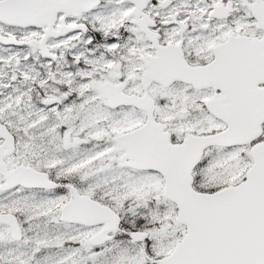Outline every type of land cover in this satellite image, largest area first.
Listing matches in <instances>:
<instances>
[{
	"label": "flooded vegetation",
	"instance_id": "af4514ba",
	"mask_svg": "<svg viewBox=\"0 0 264 264\" xmlns=\"http://www.w3.org/2000/svg\"><path fill=\"white\" fill-rule=\"evenodd\" d=\"M257 16L264 18V0H0V264H51L40 253L13 251L30 241L29 224L38 220L90 232L89 251L79 255L84 259L110 257L105 251L120 231H140L125 228L124 217L110 240L95 246L92 238L110 221L89 218L93 212L81 220L64 207L88 198L83 207L116 210L85 186L108 167L89 170L94 162H110L108 169L120 175L158 176L162 153L179 152L187 162L189 136L227 129L209 102L225 95L223 81L240 80L243 68L253 83L263 79ZM16 92L22 103L3 104ZM169 104L188 127L174 129L164 119ZM128 122L131 127L112 131ZM262 141L264 124L259 138L239 147L247 154L245 172L251 147ZM236 149L209 147L196 167L181 165L174 175H199L215 150ZM24 198L43 204L33 207L32 219ZM155 257L150 264L162 255Z\"/></svg>",
	"mask_w": 264,
	"mask_h": 264
},
{
	"label": "water",
	"instance_id": "95a60500",
	"mask_svg": "<svg viewBox=\"0 0 264 264\" xmlns=\"http://www.w3.org/2000/svg\"><path fill=\"white\" fill-rule=\"evenodd\" d=\"M257 19L264 29V18L257 16ZM259 43L264 47V39ZM260 64L264 77V56ZM243 69L240 80L234 83L223 81L225 95L217 96L209 102L212 108L215 105L214 111L210 109L211 112L229 127L215 136L193 138L191 150L195 157L194 165L208 146L247 144L261 134L260 126L264 123V88L256 86L260 79L254 83V76L252 78L248 75L246 79ZM261 82L264 83V79ZM196 150L197 153H194ZM251 154L254 163L246 180L213 195L194 192L191 188V175H163L166 197L176 201V192H184V196H178L182 201L177 203V221L187 227L188 233L174 253L160 259L157 264H264V143L255 146ZM175 158L173 164L180 160L179 156ZM171 162L167 161L166 164ZM130 166L146 169L149 165L146 163L143 164L145 167H141L131 163ZM84 199L80 203L73 204L72 201L64 207V211L75 212L77 216L94 211L91 214L97 213L95 216L98 220L110 221L111 224L103 233L104 239H100V242H104L108 238L105 236L118 228L119 218L108 207L96 204L97 208L93 211L88 206L83 207L86 203ZM86 201L88 204L89 200ZM94 215L92 219L96 218ZM145 234L133 233L132 237L141 239L147 236ZM239 241L247 254L237 255Z\"/></svg>",
	"mask_w": 264,
	"mask_h": 264
},
{
	"label": "rangeland",
	"instance_id": "374dc122",
	"mask_svg": "<svg viewBox=\"0 0 264 264\" xmlns=\"http://www.w3.org/2000/svg\"><path fill=\"white\" fill-rule=\"evenodd\" d=\"M5 76L7 81H9L10 72H5ZM16 91L18 90L16 89ZM12 102L20 104L21 98L18 100L17 92L14 95L7 96L3 104L9 106ZM170 105L165 107V109L162 108L164 119L174 121V129L180 128L182 130V128L188 127L189 125L184 122L183 118L179 120ZM204 120L208 121L210 128L209 119L204 118ZM22 121L26 124L24 133H26L27 137L32 138L30 131L31 121L24 116ZM131 125H134V122H131ZM126 126L131 127L130 122L127 125L121 124L119 128H113L112 131L124 129ZM212 127L213 129H218L220 124L213 121ZM244 153L245 149L242 148L232 152L215 150L200 166L199 175H195L196 179H199L200 186L207 189H219L244 179L246 176V161L248 160L247 154L244 155ZM98 154H100V151L95 153V155ZM114 158L115 155L113 156ZM108 164L110 162H94L89 167V170L102 165H104L103 168L106 165L111 168ZM114 165L120 168L119 165ZM108 167L104 172H101L100 169H95L98 175L94 177L90 184V178H88V182L85 183L86 188L88 184L89 189L99 190L104 194L108 201L114 203L117 212L121 217L123 216L122 220L126 217L130 222V225L125 228L134 226L139 227L142 232L147 230L149 232L148 239L134 243L124 231H120L116 236L115 242L105 251L110 252V254L112 252L110 257L108 254L107 258L84 259L79 255L84 250L89 251L90 232L81 229L62 228L57 224H47L38 220L36 224H29V235L30 237L32 236L30 241L13 251L21 250L23 252L40 253V258L51 259V264H150L149 262L156 258V253L162 256L171 253L182 234L185 233V227L176 222V205L163 197V180L150 178V176L120 175L115 169H108ZM82 171L85 172L87 170ZM42 205L37 204L31 198H24L22 208L28 210V219H32L33 207L40 209ZM143 250L145 253H143ZM51 251L58 252L60 255L51 256Z\"/></svg>",
	"mask_w": 264,
	"mask_h": 264
}]
</instances>
